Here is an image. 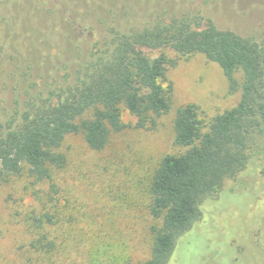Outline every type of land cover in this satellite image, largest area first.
I'll list each match as a JSON object with an SVG mask.
<instances>
[{"label": "rangeland", "instance_id": "rangeland-1", "mask_svg": "<svg viewBox=\"0 0 264 264\" xmlns=\"http://www.w3.org/2000/svg\"><path fill=\"white\" fill-rule=\"evenodd\" d=\"M183 14L264 42V0H0V119L22 110L44 81H72L108 29ZM169 55L178 58L163 82L172 86L171 109L155 127L136 128L125 112L127 127L103 150L81 134L67 136L68 162L53 182L25 169L0 185V264H143L151 257L152 179L166 155L186 150L175 144L178 109L195 104L210 121L240 99L217 63ZM201 212L168 264H264L263 177L226 180Z\"/></svg>", "mask_w": 264, "mask_h": 264}, {"label": "trees", "instance_id": "trees-1", "mask_svg": "<svg viewBox=\"0 0 264 264\" xmlns=\"http://www.w3.org/2000/svg\"><path fill=\"white\" fill-rule=\"evenodd\" d=\"M199 19L183 14L129 31L112 27L92 42L72 81H44L22 110L0 119V185L25 169L37 181L53 182L68 162L67 136L81 134L90 148L103 150L127 127L125 112L136 128L155 127L171 109L172 86L163 82L178 58L169 53L202 54L221 67L240 99L210 121L195 104L177 111L175 144L186 150L166 155L153 176L154 241L143 263L168 264L179 238L200 219L201 205L226 180L264 178V42Z\"/></svg>", "mask_w": 264, "mask_h": 264}]
</instances>
